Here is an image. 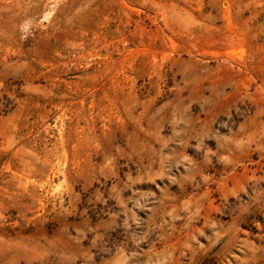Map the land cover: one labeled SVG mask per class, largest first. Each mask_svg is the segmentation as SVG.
<instances>
[{
	"label": "rangeland",
	"instance_id": "1",
	"mask_svg": "<svg viewBox=\"0 0 264 264\" xmlns=\"http://www.w3.org/2000/svg\"><path fill=\"white\" fill-rule=\"evenodd\" d=\"M0 264H264V0H0Z\"/></svg>",
	"mask_w": 264,
	"mask_h": 264
}]
</instances>
